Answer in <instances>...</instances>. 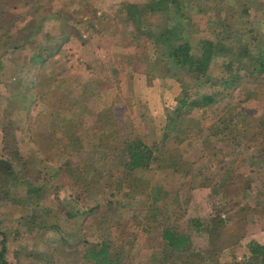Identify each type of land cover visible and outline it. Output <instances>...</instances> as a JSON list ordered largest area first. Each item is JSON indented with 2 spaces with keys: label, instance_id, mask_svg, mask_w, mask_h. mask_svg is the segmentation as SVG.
<instances>
[{
  "label": "rangeland",
  "instance_id": "374dc122",
  "mask_svg": "<svg viewBox=\"0 0 264 264\" xmlns=\"http://www.w3.org/2000/svg\"><path fill=\"white\" fill-rule=\"evenodd\" d=\"M147 1L0 0V158L15 147L21 157L13 158L15 177L0 174V249L6 247L8 264H94L84 251L103 242L121 254L118 264H155L160 219L149 221L150 231L146 217L152 213L175 220L197 247L208 238L195 220L208 223L222 209L229 229L238 226L248 234L264 228V76L241 71L246 77L233 89L199 83V95H213V101L181 107L180 131L164 136L168 113L179 107L181 80L194 94L198 85L194 74L172 68L152 42L137 48L140 41L120 8ZM194 1L188 27L195 54L200 41L210 38L240 56L259 55L264 0ZM143 20L155 25L163 18L153 13ZM70 31L82 41L93 36L89 45L78 46V64L71 58L79 48L69 45L49 47L53 53L42 62L34 59L40 51L32 45L31 67L25 69L9 61L18 48L12 42L32 37L48 45ZM225 60L217 57L212 65L216 79ZM106 110L111 118L103 116ZM133 139L156 148L150 166L129 173L123 140ZM65 164L76 166L85 183H75L66 168L63 174ZM233 172L236 181L222 185L220 175ZM207 179L211 184L203 185ZM30 181L39 189L30 190ZM75 197L81 207L95 210L66 223L73 234L68 245L48 221L59 225V202L70 200L74 209ZM233 202L240 213L229 214ZM227 248L200 250L206 259L196 263L229 264L233 248Z\"/></svg>",
  "mask_w": 264,
  "mask_h": 264
},
{
  "label": "trees",
  "instance_id": "16d2710c",
  "mask_svg": "<svg viewBox=\"0 0 264 264\" xmlns=\"http://www.w3.org/2000/svg\"><path fill=\"white\" fill-rule=\"evenodd\" d=\"M196 7L197 3L194 0H149L145 2L143 6H140L138 3L129 2L120 8L121 12H124V21L131 23V26L133 27V35L137 40L139 39L140 41L137 45L138 49H145L146 44L152 42L157 51H161V54L166 57L165 61L171 63L172 68L184 69L188 73L195 75L194 81L198 85V87H195L197 88L195 89V94L193 92L191 93L190 85L185 83L183 79L181 80L183 88L182 95L178 99L179 107L175 109L174 113H168L169 121L165 126L164 136L168 135L170 137V135L173 136L175 132H177L176 130L180 131L181 122L179 120L182 121L181 118H183V115L180 112L182 111L181 107H191L197 104L202 105L213 101V95H199L198 91L201 87L199 83L202 84V86H212L220 83L223 87L225 86L226 88L229 87L233 89L242 81V77H246V75L240 73L241 71H244L251 76L253 73H255L257 76L254 74L253 75L257 78L264 76V47L259 48V55L257 57L246 58V56H240L233 51L224 49L218 45L217 41L208 38L202 39L200 41L198 46L200 53L199 55L195 54V46L191 41L192 33L190 32L188 26L192 25L191 23L193 21V16L190 13L195 11ZM247 10L248 9L245 8L244 12L246 13ZM153 13H159L163 20L156 22L155 25L150 23L148 25L144 24L143 15H151ZM143 53L146 52L143 51ZM217 57L226 58L220 69L222 74L220 79H216V76L211 73V69L213 67L212 65L215 63ZM252 60L254 61L251 62ZM44 84L45 83L43 82V85ZM44 89L45 85L43 86L42 90ZM111 112L112 111L107 110L104 111L103 116L105 119L111 118ZM130 141L123 140V143L127 144V160L124 163V167L129 173H133L139 169H145L150 166L154 159L152 158V155L156 148V144L154 143L153 145H148L140 140L135 139ZM117 144L118 143L115 141L110 149H115ZM7 145L8 143L5 140V148ZM104 145L105 143L103 146ZM4 156L5 157L0 158V174L4 176L7 175L8 177L13 175L15 177L18 172L14 169L13 158L19 160L21 158L18 148H13V152L10 155L7 154ZM169 166L176 167L177 170L183 168L181 167V164L177 165L176 163H171ZM60 167L62 168L61 170L63 174L64 168H66V172L70 174V179L71 177L74 178L75 183H85L84 177L79 176L80 172H78L76 166L68 165L67 167V164H65ZM188 172L186 173L189 174ZM220 176L221 180L224 181H221L220 183L226 187L228 184H232L236 181V174L234 172L232 174H221ZM211 182L212 180L210 181L207 179L203 185H210ZM31 185L32 186L30 190L39 189L36 185L32 183ZM238 188L240 189V187ZM227 190H229V188ZM217 191L222 194L224 193L225 195L227 194L226 191L222 190V188L218 189ZM73 200L75 205L74 209L68 208L69 204L71 203L70 200L67 202H59V225L56 224L58 221H48L49 225L55 226V228L59 231L60 240L66 242L68 245L73 243V234H71L66 228V223L68 221L70 223L72 218L82 221L83 219L81 216L94 214L91 212L95 210L93 207H81L83 205H81L79 201L77 202L76 197ZM77 204L79 205V209L76 208ZM234 204L236 203H229V214L234 215L235 213L241 212H234ZM49 211L53 210L49 209ZM222 211L223 209L220 210L217 215L212 217L208 223L201 218H197L195 220V223L200 227V230H203L208 238V242L204 243L202 246L198 245V247L195 245L197 242H194L188 231L180 229L179 224L175 220H172L162 213H152L146 217L148 218L147 220L149 223V226L146 227L150 229V231L153 230L154 225L149 221L153 222L158 220L156 218L160 219L156 225L157 227H155H159L160 229V242H158V244L161 246L156 248L158 251L154 254L152 259L153 263L199 264L196 263L197 258H200L198 262L206 259L200 253V250L207 249V251L210 250L213 251V253H218L224 248L232 246L240 241V239L245 236L246 231H242V229H240L238 226L236 228L229 229L227 227L229 225V221L221 216ZM43 213L44 212L42 211L40 216L43 215ZM56 215L57 212L54 211V216ZM78 215H80V217L76 218ZM49 217L50 216L48 215L46 219L50 220ZM43 224L45 223L42 222V226ZM76 237H78V235H76ZM80 238L81 237H79V239ZM199 241L201 240L199 239ZM99 245V247H93L85 250L83 257L93 260L94 264H118L121 262V254L119 252L111 251V245L104 242L100 243ZM2 246L3 247L0 249V260L2 263L8 264L4 260V251L6 247H4V245ZM249 249L251 255L250 258L247 259L248 261H246L247 264H264V244H260L253 240L250 242ZM240 263L241 262L239 261H233L229 264Z\"/></svg>",
  "mask_w": 264,
  "mask_h": 264
},
{
  "label": "crops",
  "instance_id": "0c3cea01",
  "mask_svg": "<svg viewBox=\"0 0 264 264\" xmlns=\"http://www.w3.org/2000/svg\"><path fill=\"white\" fill-rule=\"evenodd\" d=\"M72 29H74V28H71V31H72ZM73 36L74 35L72 32H71V35H69V33H67L66 35H59V39L56 38L55 41H53V42L50 41L51 43L48 45H46L47 42L44 43L45 42L44 40L39 39V41H38L37 39L32 38V37H25L19 43L12 42L14 44L13 46H17L18 48L17 49L12 48V52L10 51V54L8 55L9 61L11 59V61L15 64V66H17L19 68V70L25 69V67H28L27 65H30L32 63V60L30 58L31 53L29 52V50L33 49V47H31L32 45L33 46L36 45V47H38V49L40 51L38 55L34 56V59L39 60V62H42L44 60L45 61L48 60V58L53 53L52 50L49 48L51 46L53 47L52 49H54V47H56L58 45L60 47H63V45H69L71 47L80 46L81 48H84L85 46L90 44L91 39L93 37V36H91V38H90L87 36L82 41V40H79L77 37H73ZM76 39H78V40H76ZM77 41H79V42H77ZM81 42H82V44H81ZM1 43L4 44V41H1ZM36 47L34 46V49ZM81 48H79V52H78V49L76 48L75 53L77 55L75 56V59L71 58V60H74L75 63H77V64L80 62L78 59V56L79 57L81 56V52H80ZM0 56H3V55H0ZM85 57L88 58V56H84V58ZM88 59L91 60L90 58H88ZM68 62H70V61L68 60ZM89 64H90V62L86 65V68L88 70L89 69L91 70V68L89 67L90 66ZM37 66H39V64ZM67 66H68V64H67ZM30 67H31V65H30ZM253 240L260 243V244H264V228H259L258 230H255V232H249L248 234H245V236L243 238H241L240 241H238L236 244L231 246L233 248V249H231L232 262L233 261H239V262H241L240 264H247L246 261H248L247 259H249L250 255H251L249 246H250V242ZM241 247H244L245 250L240 255L239 250L241 249ZM225 249H228V248L226 247L223 250H225ZM220 253H222V252H220ZM217 256H218V254H217ZM242 259H243V261H242Z\"/></svg>",
  "mask_w": 264,
  "mask_h": 264
}]
</instances>
